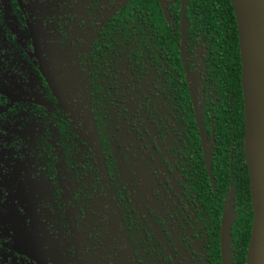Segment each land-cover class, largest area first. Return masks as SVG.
I'll use <instances>...</instances> for the list:
<instances>
[{"label": "flooded vegetation", "instance_id": "obj_1", "mask_svg": "<svg viewBox=\"0 0 264 264\" xmlns=\"http://www.w3.org/2000/svg\"><path fill=\"white\" fill-rule=\"evenodd\" d=\"M155 2L0 0V264H239L230 55Z\"/></svg>", "mask_w": 264, "mask_h": 264}, {"label": "water", "instance_id": "obj_2", "mask_svg": "<svg viewBox=\"0 0 264 264\" xmlns=\"http://www.w3.org/2000/svg\"><path fill=\"white\" fill-rule=\"evenodd\" d=\"M230 4L237 26L245 119L243 151L253 212L245 264H264V0H230ZM184 5L182 0V16ZM233 219L230 215L223 221L224 259L229 256Z\"/></svg>", "mask_w": 264, "mask_h": 264}, {"label": "trees", "instance_id": "obj_3", "mask_svg": "<svg viewBox=\"0 0 264 264\" xmlns=\"http://www.w3.org/2000/svg\"><path fill=\"white\" fill-rule=\"evenodd\" d=\"M179 3V0H177ZM153 3H156L153 0ZM177 3V4H178ZM187 19L192 22V28L202 30L205 37H213L217 40L219 46L225 47V51L230 55V95H232L234 104L239 106L241 111L236 114L233 119V127L230 132V154L233 157L231 169L238 181L236 185L235 200H238L239 207L243 200L247 201V214H241L234 225V231L241 237L239 250H237L236 259L239 264L245 261V252L248 245V237L251 227L252 212L249 208L248 195V178L245 168L244 155L242 150V138L244 136V119L242 115V99L240 92V58L237 37V26L233 14V8L230 0H186ZM226 144H222L220 148L225 151ZM220 155L217 163L221 166L222 162L227 164L228 154ZM243 226V236L238 233L237 227Z\"/></svg>", "mask_w": 264, "mask_h": 264}]
</instances>
